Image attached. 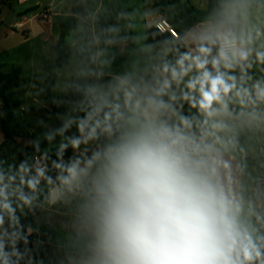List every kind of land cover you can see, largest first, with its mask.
Wrapping results in <instances>:
<instances>
[{
    "label": "clouds",
    "instance_id": "1",
    "mask_svg": "<svg viewBox=\"0 0 264 264\" xmlns=\"http://www.w3.org/2000/svg\"><path fill=\"white\" fill-rule=\"evenodd\" d=\"M251 4L224 0L186 30L169 25L159 47L141 45L144 69L78 87L43 151L33 142L7 169L0 157V264H44L31 238L66 226V264H264V200H245L233 171L240 134L264 132V27ZM38 211L49 219L33 227Z\"/></svg>",
    "mask_w": 264,
    "mask_h": 264
},
{
    "label": "crops",
    "instance_id": "2",
    "mask_svg": "<svg viewBox=\"0 0 264 264\" xmlns=\"http://www.w3.org/2000/svg\"><path fill=\"white\" fill-rule=\"evenodd\" d=\"M186 1L202 14L198 22L209 18L215 11L213 10L210 14H204L207 10V0ZM138 4L142 6L141 10L143 9L142 12L140 11V14L142 13L141 17L144 21L143 39L144 44H146L145 31L152 25L153 20L157 16L153 14L149 0H0V23L6 24L4 21L8 18L11 11L13 12V18L16 15H23L22 13L32 15L30 18H27L25 23L26 33L30 34L33 32V36L41 37L43 53L50 55L48 59L43 57V77L35 79V82L41 86V93L42 83L48 76L45 68L53 65L56 59L55 52L50 46L64 48L68 54V64L63 68L55 70L56 80L50 91L51 98L46 99L42 95L43 105L40 107L43 108L45 113L43 114V147H41V151L48 146L45 134L55 132L62 127L64 121L58 114L71 109L74 102L79 100L69 101L65 98V94L68 92L71 83L85 75L80 71L81 69L92 67L97 70H102V77L98 79L95 75H92L91 78L92 83L101 84L109 80H114L115 77L124 72L131 71L129 67L134 63L132 58L138 57L141 60H145L146 63H144L142 69L148 65V59L138 53L142 51L141 47L133 44V34L129 26L133 21L129 7H135ZM76 7H79V10H77L79 11L78 15L74 14ZM104 7H106L107 14L104 18H101L99 15ZM17 8L18 11H16ZM42 8L50 11V17L39 22L36 20V15ZM117 11L123 14L124 22L114 25L111 22L114 21L113 18L116 17ZM70 17L76 18L77 26L70 32L69 36L61 38L60 24ZM101 21L106 22V26L101 27ZM249 21L252 25L264 27V4L256 7L252 1L249 9ZM111 26H116V30L109 31ZM12 32L10 31V33ZM108 32L111 33L110 39L105 37V33ZM119 37H122V39ZM101 46L110 50L104 59L101 58ZM100 61H102V64H100ZM19 67L21 68V79L13 84L16 86H20L18 84L21 82L24 72L23 68L21 66ZM59 81L65 85V90L61 96H55V89ZM31 102L37 103L35 99ZM18 103L20 105L19 101ZM31 110L39 111L35 105H32ZM2 112L0 102V120L3 115ZM28 127L32 128L33 123H29ZM71 131H75V128ZM27 135H16L10 142H6L0 128V157L6 159V163L4 164L5 169L10 164L18 165L24 158V152L33 154L35 148L32 144L31 133ZM250 135L251 132H249L248 139ZM59 141L60 137L57 135L52 141L51 147L54 149L58 146ZM245 145L240 146L234 152L233 171L240 185L237 190L243 193L245 200H253L255 198L257 200H264V188L256 187V184L264 178V157L259 156V154H253V151L250 149L241 151L240 149ZM260 153L262 154V151ZM256 172H258L261 178H255ZM255 192L257 193L256 196L252 194ZM47 219L49 217L40 214L38 211L33 227H37ZM70 232V227L66 226L65 228L57 229V236L55 238H50L45 235L39 237L34 235L31 238L35 245L34 252L43 258L44 264H61V261H64V264H66L64 259L65 254L74 251V243L69 236ZM6 250L8 249L6 248ZM20 251H24L22 241L20 242ZM21 264H24V261H21Z\"/></svg>",
    "mask_w": 264,
    "mask_h": 264
},
{
    "label": "rangeland",
    "instance_id": "3",
    "mask_svg": "<svg viewBox=\"0 0 264 264\" xmlns=\"http://www.w3.org/2000/svg\"><path fill=\"white\" fill-rule=\"evenodd\" d=\"M105 8L106 7H104L99 15L101 18H104L107 14ZM141 8L142 6H140V4L135 7H129L133 19L129 24L133 34V44L139 47L144 44V21L141 17L142 13L140 14V11L142 12L143 9L141 10ZM16 11H18V8ZM22 14L25 18H30V16H32L30 14ZM119 14L121 13L117 11L116 17L113 18L114 21H112L111 24L116 25L124 22L123 17ZM100 23L101 27L106 26V22L101 21ZM10 31L13 32L10 33ZM105 37L110 39L111 33H105ZM101 50V58L104 59L107 57L110 50L103 46H101ZM43 57L48 59L50 55L43 53L41 37L33 36V32L23 35L19 30H15L6 24L0 23V73L5 75L10 73L12 68L19 66L24 70L22 80L18 84L20 86L13 84L3 85L6 97L20 102V105L13 110L14 118L10 126L12 129L18 131L21 136H26L28 133H31L32 144L34 145L33 142L38 141L40 143V148L43 147V114L45 111L40 107L43 105L41 86L35 82V79L43 77ZM132 61L134 63L130 65V70L134 68L140 70L144 67V63H146L145 60H141V58L138 57L132 58ZM100 64H102V61H100ZM64 90L65 85L59 81L55 89V96H61ZM34 99L37 103L31 102ZM32 105L37 106L39 111H32ZM70 112L71 109L62 111L58 116L62 118ZM29 123H33L32 128L28 127ZM247 141L248 142L245 143L246 145L244 144L245 146L242 148L243 150L250 149L253 151V154H259V156L264 157V132H251ZM260 151H262V154ZM29 157H31V154L24 152L23 159H29ZM255 178H261L258 172L255 173ZM252 194L256 196L257 193L255 192ZM252 201L254 203H259L261 199L257 200V198H255Z\"/></svg>",
    "mask_w": 264,
    "mask_h": 264
},
{
    "label": "trees",
    "instance_id": "4",
    "mask_svg": "<svg viewBox=\"0 0 264 264\" xmlns=\"http://www.w3.org/2000/svg\"><path fill=\"white\" fill-rule=\"evenodd\" d=\"M152 7V12L154 15H161L165 17L172 27L178 30H186L193 24L199 21L202 16L193 6L189 4L186 0H149ZM256 7L264 4V0H252ZM224 2V0H207V10L204 14H210L213 10H217L219 6ZM30 11V10H29ZM26 11V12H29ZM76 18L70 17L60 24L61 28V38L69 36L70 32L76 27ZM166 33H160L152 25L148 27L145 31V43L154 44L156 47L160 45L157 44L158 41H162ZM50 48L55 52L56 59L53 65H49L45 68L48 76L46 80L42 83V95L46 99L51 98V88L56 80V69L63 68L68 64V54L64 48L59 46ZM140 55L147 58L145 51H139ZM92 75H83L81 78L76 79L69 86L68 92L65 94V98L69 101L75 99H81V92L77 91V88H83L91 82ZM21 79V68L14 67L8 74L0 73V102L2 106V118L0 120V128L4 134L5 141L10 142L14 136L19 135L17 131L11 128L10 123L14 118L13 110L19 106L17 100H12L6 97L4 84H15ZM249 132H243L240 134V146L247 142Z\"/></svg>",
    "mask_w": 264,
    "mask_h": 264
},
{
    "label": "built area",
    "instance_id": "5",
    "mask_svg": "<svg viewBox=\"0 0 264 264\" xmlns=\"http://www.w3.org/2000/svg\"><path fill=\"white\" fill-rule=\"evenodd\" d=\"M49 17H50V11L46 8H42L39 10L38 14L36 15V20L41 22L45 19H49ZM26 21H27V18H25V16L16 15L12 19L10 27H12L15 30H19L23 35H26V29H25ZM169 25L171 24L168 22V20L161 15H157L152 22V26L155 29H157L160 33H166V31H170ZM256 185H257L256 187L264 188V179H262Z\"/></svg>",
    "mask_w": 264,
    "mask_h": 264
},
{
    "label": "water",
    "instance_id": "6",
    "mask_svg": "<svg viewBox=\"0 0 264 264\" xmlns=\"http://www.w3.org/2000/svg\"><path fill=\"white\" fill-rule=\"evenodd\" d=\"M77 10H79V7H76L75 12H74L75 15L79 14V11H77ZM12 18H13V12L11 11L10 15L8 16V18L4 21L6 23V25L10 26Z\"/></svg>",
    "mask_w": 264,
    "mask_h": 264
}]
</instances>
